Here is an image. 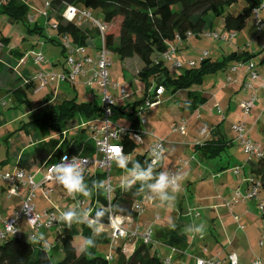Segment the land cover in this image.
Returning a JSON list of instances; mask_svg holds the SVG:
<instances>
[{"label":"trees","instance_id":"1","mask_svg":"<svg viewBox=\"0 0 264 264\" xmlns=\"http://www.w3.org/2000/svg\"><path fill=\"white\" fill-rule=\"evenodd\" d=\"M240 1L52 0V10L48 13V17L39 16L44 22L34 20L35 24L33 28H31L29 23L30 7L26 2L20 3L18 0H4L0 5V13L7 14L14 21L28 22L29 31L40 34L43 32L42 24H56V37L50 40L53 43L62 45V52L67 57L68 50L64 46L65 39L75 48H85L88 55H91V51L95 53L100 48L95 42V38L97 36L100 37V32L91 21L78 24V22H68L64 19L63 14L67 5L75 6L91 14L92 12H97L99 18L95 19L106 26L103 40L107 51L110 54H117L122 61L135 57L140 59L142 68L139 70L137 76L141 80L145 81L147 85H151L152 81H154L156 83V90L162 87L165 91V88L171 87L173 93L176 94L179 91L189 90L194 85L203 84L206 76L215 75L226 70L228 64L232 61L243 60L248 62L254 56L249 52L239 54L235 51L224 57L222 61H213L209 54L207 58H203L200 61L199 65L194 61L196 66L193 68L188 67V62L190 61L184 63L179 59V53L182 51L184 43L191 38L204 37L203 34L205 32L214 31L217 18L223 19V29L227 33L235 32L237 34L243 32L248 26L249 19L254 17L255 9L259 8L264 3V0H242L245 4L243 11L240 13L231 12L230 9ZM178 36L181 39L180 42L177 40ZM3 43L8 46L9 40L5 39ZM171 45L177 46L176 58L183 62L184 65L187 64V69L184 73L175 79L170 76L166 62L162 59V55ZM11 54L15 55L14 60L16 63L12 61L13 59L9 60L8 62L12 64L9 68L16 72L17 60L21 58V54L16 49L12 50ZM67 71L68 69H65V72ZM19 79L17 78L16 80ZM73 85L75 86V84ZM37 89L38 83L25 82L24 85L18 84L13 88L11 87L10 93L18 100L28 102L27 93L31 90L37 91ZM156 90L154 94L147 91L145 99L139 102L137 106L140 105V108H142L148 98L153 99L156 95ZM189 95H191L193 100L191 103H188L189 105L186 104L183 107L185 110L195 111L205 102L198 92L190 91ZM57 96V92L52 90L48 94V97L45 98L46 102L41 104L37 110L43 116L38 120L42 125L40 133L43 132L44 135L49 136L52 131L61 133V136H63L62 141L55 140L54 138L50 139L52 146L48 151H52V153L46 157L47 162L52 163L65 155L92 156L94 154L93 144H90V141L86 139H72L70 141L64 135V133L67 134L65 125L67 121L77 117V115L84 118L85 122L100 118L102 115L101 103L100 105L85 102L79 103L76 99L67 98L58 102ZM141 110L146 109L142 108ZM120 112L121 114H128L127 107L121 106ZM134 115H136V106H134L133 113H131V116ZM142 120L138 117L135 118L130 126L132 132L142 134V128L147 123V120L144 119L146 122L142 124ZM81 128L83 132H88L86 128ZM222 143H219V145H208L206 143L205 148L202 147L200 149L204 148V152H208L209 156L213 157L226 148L227 144ZM119 144L124 147L125 155L131 157L135 154V157L131 159L132 161H139L142 164L146 160L151 162L148 150L144 154H136L139 145L135 142L132 135L126 134L122 136ZM24 158L26 156H21L15 167L10 171L14 169L30 171L31 164ZM159 166L160 164L154 166L155 173L160 171ZM129 167H131V164H129ZM251 173L259 181L261 190H264V157L251 167ZM105 179L106 173L102 170L92 169L90 173L85 175V180L90 187L95 181H105ZM122 183L117 186L113 184L114 191L110 200L107 198L105 188L93 189L89 197L77 194V199L86 201L85 210L90 212L91 218L95 217L98 210L104 211L105 215L101 218L102 226L110 224L111 216L131 217L135 219L140 214L136 209V205L147 193L146 191H139V184L134 185L130 190H124L121 188ZM7 189L8 186L5 183L4 190ZM47 210H53V208ZM261 218L264 221V213ZM54 229L56 242L59 243L58 248L63 253V259L54 261L49 252L50 244L45 243L41 238L35 244L32 242L34 237L25 239L24 235L22 237L6 236L4 239H0V264H167L166 260H162L155 253L153 249L154 244L148 245L139 239L134 250L128 254L120 244L113 246L111 244V236L108 238L106 233H98L93 236L89 222L72 223L71 226H68L63 221L61 228ZM79 237L83 238L80 241H86V245L82 248L81 252H79V247L76 245V240ZM89 237L95 241V244L92 246L87 244V238ZM183 238L174 233L171 235L170 242L180 244L183 242ZM109 244L112 245V252L116 251V255L111 254V252L105 256L99 255V247ZM109 255L112 256V259H109Z\"/></svg>","mask_w":264,"mask_h":264},{"label":"crops","instance_id":"2","mask_svg":"<svg viewBox=\"0 0 264 264\" xmlns=\"http://www.w3.org/2000/svg\"><path fill=\"white\" fill-rule=\"evenodd\" d=\"M252 18V26L248 25L243 32L237 33L233 40L224 42L228 45L224 48L225 54L223 58L235 51L239 54L242 52H249L251 55H254L251 57V60L256 63V70L262 77H264V60L259 54L261 46L264 43V32L258 33L256 20L254 17ZM261 18L264 20V8L261 10ZM223 31L226 32L224 29ZM226 35L229 38L230 34L226 32ZM187 42H185L184 45ZM183 49L184 46L182 47V50ZM90 53L93 55L94 51H91ZM180 53L179 57L181 55ZM13 56L14 55L11 54L10 58H13L14 60ZM136 60L137 58L135 57L133 59L124 60V62L132 61L135 63ZM18 61L17 66L22 62L21 58ZM239 63H245V61L240 60L230 62L226 70L222 71L228 73L226 76L227 80L223 81V79H220L214 83L212 87L213 91L201 95L205 102L200 105L199 109L190 111L183 108L186 112H190L191 117H194L196 113L198 114L201 111V116H198V120L196 119L191 129H189L188 136L187 127L190 120H187L184 117L181 122L173 120L172 126L165 128L162 134L163 136H158L156 132L152 130H146L144 132V129L142 128L143 132L141 135L143 144H145L143 139L144 136L150 138L151 141L149 144L155 140L153 135L164 138L167 141L163 158L159 166L160 171L166 169L174 172L175 169L182 165L180 166L182 168L181 171L178 172L179 175V173L187 170L183 169V166L185 168L187 166L189 167L186 184L179 183L180 187L175 193L176 199L174 201L161 203L158 198L150 199L148 195H146L139 202L143 208V212L140 213L137 218L119 217L118 220L124 223L126 229L129 231H137L138 234L151 229L156 241L153 246L155 253L162 260L171 259L170 264H173V260L176 258L179 260L178 262L180 264H183L182 261L188 262L189 264H195L196 258L208 260L219 259L225 263L227 262L228 255L233 252L238 255L240 264H253L256 258H260L253 253L254 249H252L249 244L251 235L248 232L251 231L255 234L258 232L257 229H254L256 231H252L250 225L256 223V215H259L263 224L262 227H264V221L261 218L263 213L259 208L260 203L264 202V200H257L256 202H253V200H256L257 198L245 200L250 203L251 207H257L255 215L246 210V202L242 204V200L238 203L240 205L237 204V207L233 209V204H236V201H239V199L235 197L237 192L235 189L240 190L242 195L248 193L250 189L248 179L253 176L251 173V167L256 164V162L247 160L246 154L240 145V142L237 140V133L233 130V125L239 122L244 123L253 142L258 144L264 150V88L261 87L259 82H253V87L258 90L259 99L256 103L255 111L250 116L245 117L240 108V101L249 98L254 90L247 89L243 86L244 81L247 79V74L245 73L244 68H240L238 71H233L232 68ZM131 66L134 65H130V68L128 69H131ZM141 68L136 69V75H138ZM14 73H16L15 70ZM22 76H19V78L21 77L22 82L18 84L24 85L27 79L29 82L37 84V81L35 80L36 76L33 77L30 74H27L24 80L22 79ZM80 81L83 83L82 78H80ZM1 86L0 83V102L2 103L5 102L4 99L6 97L13 94L9 92L11 91V88L6 92L4 87ZM179 93L184 94L182 96L184 99L183 107L192 102L190 101L192 99L191 95H186L181 91L176 94ZM165 94L166 90L159 98L161 99ZM198 94L200 93L198 92ZM121 100L122 98L117 97L116 102ZM138 107L141 112L148 111L141 110L142 108H140V105ZM2 108L3 107L0 104V112L3 111ZM186 108L188 109V107ZM218 109L221 110V113L218 112ZM7 124L8 122L3 116L2 120H0V127H6ZM146 124H148V121ZM181 125H184L185 127V134H181L174 130L175 126L177 127ZM29 133L30 132H20L21 137L23 138L28 137ZM221 142L227 144L226 148L221 150L218 154H215L213 157H210L208 152H204L206 143H208V145H219ZM202 147L204 148L200 149ZM146 152L147 151H145V153ZM51 153L52 151L39 152L35 155L29 154L24 159L31 164V171H37L47 162L46 157L51 155ZM23 155H26V151L20 153L16 162H14L13 165L11 164V169L15 167L17 161ZM240 155H243V158L240 157ZM183 161H189V165H183ZM238 167H241V169L239 173L236 174V169ZM59 203L62 204V201H59ZM229 203L231 206H228ZM71 207L72 204H67L63 209L67 210ZM238 210L240 211V216L235 214ZM16 211H18V208L15 206H3V208L0 209V225L3 226L4 220L13 216ZM42 211H38V213H41ZM196 214L199 215L196 217ZM22 220L24 219H21L20 221ZM201 223L205 226L202 234H193L186 231L189 225H199ZM244 224L249 227L247 230L248 232L244 230ZM172 225H175V228H173ZM240 226H243L244 229H241ZM99 233H106L108 238L111 236L109 226H102ZM174 233L184 237L183 242L180 244L170 242L171 235ZM223 238L224 241H226V244L224 245L221 244ZM124 241L131 242L128 248H125L127 252L129 249L131 253L139 239L134 236L126 239L121 238L117 241V244L124 246ZM201 243H204L207 246V249L204 250L206 253L213 251L210 250L211 246L221 245L220 249L215 247L211 256H206V254L205 256H202L203 254L199 255L193 252V249L199 248ZM107 246L110 248L111 254H114L112 252V245L109 244ZM216 250L217 252H215ZM110 252L106 255L110 254ZM247 254L249 257L246 256ZM262 264L264 263L262 262Z\"/></svg>","mask_w":264,"mask_h":264},{"label":"rangeland","instance_id":"3","mask_svg":"<svg viewBox=\"0 0 264 264\" xmlns=\"http://www.w3.org/2000/svg\"><path fill=\"white\" fill-rule=\"evenodd\" d=\"M20 3H27L30 7V15H29V23L31 28L34 27V21L44 22L43 19L39 18V11L43 9L44 0H18ZM245 4L241 0L237 5L233 6L230 11L233 13H240L243 11ZM92 16L94 18H99V14L97 12H92ZM248 25H253V18L251 17L248 21ZM43 32L35 33L33 31H29L28 22L22 21H14L5 14L0 13V83L1 87H4V90L8 92L9 88L15 87L18 83L22 82L21 77L19 80V76H22L24 80L27 74L31 76H36L38 72L41 70L47 74H56L62 75L65 72V69H70V65L67 62V57L63 54V47L58 43H53L50 39L56 37V30L53 27L52 23L42 24ZM89 27V26H87ZM90 28V27H89ZM214 32H222L226 35V32L223 31V19L217 18ZM9 40L8 46L4 45L3 40ZM95 42L98 46H101L102 40L99 36L95 38ZM225 41L220 39H215L213 37H202V38H191L189 41L183 45L184 49L180 53V60L184 63L188 61H195L197 65L200 64V61L205 52L210 54V57L213 61H222L224 56V48L226 47ZM223 48V49H221ZM17 50L21 54V63L16 67V73H14L9 66H12L9 60L11 51ZM42 54L44 57V62L37 66L34 65V61L32 63L34 54ZM15 59V55L13 56ZM19 60V59H18ZM17 60V61H18ZM16 63L15 60H12ZM111 67L109 68V79L111 84H118L120 86H124L127 92V97H122L117 90L110 89V93L116 97L121 98L122 100L117 102V105L114 109V117L113 121L115 125L120 127L129 128L134 122L135 118L138 117L141 120L147 119L148 124L143 126L144 132L154 131L158 136H163V132L166 127H171L173 120H177L179 122L182 121V118H186L190 120V123L187 127L189 135V129H191L192 125L195 123L198 116H201V111L193 117H191L190 112H186L183 109V101L182 96L184 94H176L174 95L173 89L171 87L165 88L166 94L160 99L161 104L149 109L148 111L140 112L139 107L137 106L139 102L145 99L147 91L151 94L155 93L156 83L152 81L151 85H147V83L141 80L135 73L137 68L142 67V62L137 58L136 62L132 61L124 62L120 60L119 56L115 53L110 54ZM19 62V61H18ZM138 63V64H137ZM134 65L131 66L130 65ZM136 66V67H135ZM166 67L170 72V76L172 78H177L180 74L184 73L187 69V64L184 65L183 69H176L173 67L172 63H166ZM15 68V67H14ZM14 73V74H13ZM227 74L224 72H219L215 75H208L205 78L203 84L194 85L189 90L181 91L186 95L189 94L190 91L199 92L200 95L209 93L213 91L212 87L215 82L223 79V81L227 80ZM12 79V80H11ZM14 81V82H13ZM15 84V85H14ZM51 90L57 92V101L61 102L65 98L67 99H76L77 102L82 103H92L94 105H100L102 100V92L95 86H89L84 84L78 78L76 80L75 86L73 83L63 81L56 82L52 85H49L46 88L39 89L37 91H29L27 93L28 102H23L18 100L14 95H9L4 99L7 103L6 106H2L3 111L0 112V120H2L3 116L7 120L8 124L5 127H0V174H5L10 172L12 165L16 162L18 156L22 151H26V157L30 155H35L36 153L46 152L51 149L52 142L50 139L54 138L55 140L62 141L63 136L61 133L50 132V135H44L42 130V125L39 123V119L43 116L42 113L37 111L41 104L45 103V98L48 97V94ZM10 92V91H9ZM188 100V99H187ZM191 99L190 101H192ZM127 107L128 114H121L120 107ZM136 106V115L131 116L133 113V108ZM217 112V111H216ZM218 114V113H217ZM220 117V116H218ZM191 118V119H190ZM198 120V119H197ZM85 121L84 118H81L79 115L77 117L70 119L67 121L65 125V130L67 131V136L69 140L72 139H86L91 143V134L89 132H83L81 125ZM20 132H30L28 137H21ZM40 133V134H39ZM11 138V139H10ZM10 139V140H9ZM144 143L137 147L136 154H144L145 151L148 150L151 141L149 137H143ZM152 139V138H151ZM243 156V155H242ZM240 155V157H242ZM135 154L130 157V159L134 158ZM243 158V157H242ZM248 160V156L246 155ZM183 163V162H182ZM12 164V165H11ZM182 166V165H180ZM179 166V167H180ZM178 167V168H179ZM188 167V166H187ZM183 166L184 170L182 173H179L180 184H186L187 180V172L188 168ZM177 168V169H178ZM175 169V171H177ZM112 177L113 184L115 186L119 185L126 179L125 170L118 167L117 163H113L112 167ZM166 170V169H164ZM184 173V174H183ZM205 176V175H204ZM53 187V192L49 194V198H45L43 191L38 190L36 193V198L34 199V205L36 207V211H42L41 214L51 208H57L60 211H66L63 209L67 204H74L73 195H69L67 191L63 188V186H59L56 184L51 185ZM5 183L0 180V209L9 206H15L18 210L21 209L22 201L21 198L24 195V189H20V196H12L11 198H7V190H4ZM238 189H235L237 191ZM234 191V193H235ZM76 198H78L77 194H75ZM264 200V190H261L259 193V197L253 202ZM62 201V204L59 203ZM239 200L234 205L235 209L237 204L240 203ZM246 201H243L245 203ZM250 202V201H249ZM260 203V202H259ZM258 204V202H257ZM240 205V204H238ZM72 208V207H71ZM257 207H251L250 203L246 202V210L254 215L257 212ZM242 211V210H241ZM239 210L235 212V214L239 215ZM256 223L250 224L251 230L257 229L258 232L256 234L251 231H247L249 227L244 224V227L251 236L249 239V244L253 250V253L256 256L260 257L264 263V237L262 236V230L264 231V227H262V222L259 218V215H256ZM202 219V218H201ZM20 226L22 227V231L24 233V238L29 239L31 237L29 232V226L26 220L20 221ZM237 226V225H236ZM3 226L0 225V230H2ZM247 228V229H246ZM242 230V231H244ZM256 231V230H254ZM43 237L45 243L50 244L49 252L53 257L54 261L63 259V253L58 248L59 243L56 242V234L55 229H45L41 228L37 231V235L34 236L32 240L33 243L37 244L39 239ZM83 239L79 237L76 242L79 247V252L82 251V248L85 245V241H80ZM80 241V242H78ZM122 242V241H121ZM123 248H128L131 242H126ZM225 242V243H224ZM263 242V247L259 245V243ZM120 243V242H119ZM221 244H226V241L221 240ZM211 246L210 250L214 252L215 247L220 249V245ZM121 245V244H120ZM207 249V246L203 243L199 246V248L193 249V252L202 256H211L212 252L206 253L204 251ZM108 252H110V248L107 246H100L98 254L105 256ZM217 252V250L215 251ZM114 255H116V251H113ZM128 254L130 253L128 249ZM191 255V254H190ZM194 256V255H193ZM246 256L249 257L247 254ZM255 256V257H256ZM228 258V257H227ZM208 260V259H206ZM179 260L176 258L173 260V264H180ZM183 264H189L188 262L182 261ZM196 264V260H195ZM223 264H229L228 261Z\"/></svg>","mask_w":264,"mask_h":264},{"label":"built area","instance_id":"4","mask_svg":"<svg viewBox=\"0 0 264 264\" xmlns=\"http://www.w3.org/2000/svg\"><path fill=\"white\" fill-rule=\"evenodd\" d=\"M4 2V0H0V5ZM52 0H44L43 9L39 11V16L48 17V13L52 10ZM264 8V3L257 9H259V13L257 14L254 11V17L256 20V26L258 33L264 32V20L261 18V10ZM256 10V9H255ZM63 17L68 22H78V24H83L84 22H92L94 26L99 29L100 38L102 40V44L100 48H98L93 55H88L87 51L83 47L75 48L71 45V43L65 39L64 46L68 50L67 62L70 65V69L67 72H64L62 75L56 74H47L44 71L38 72L35 77V80L38 83L39 89H43L52 85L56 82L67 81L73 84H76V80L79 78L83 79V83L89 86L98 87V89L102 92V115L100 118L93 119L91 121H84L81 127H84L88 130L92 137V144L94 149V154L90 157L81 156V155H65L68 156L71 160L73 157L79 158L81 166L84 170V175L90 173L92 169L94 170H102L106 173V184H105V192L107 198L110 200L111 195L114 191L113 186V177H112V164L116 163V159L119 155L124 153V147L119 144L122 136L126 134L132 135L135 142L138 145L143 144L142 135L137 134L131 131L130 127H120L114 124V109L116 106V98L110 93V89L117 90L118 93L123 97H127V92L124 86H120L118 84H111L109 79V68L111 67L110 61V53L104 46L103 35L106 30V26L100 23L98 20L93 18L92 14L87 11H83L78 9L75 6L67 5L66 10L63 14ZM34 21V20H33ZM54 29L57 28V25H53ZM204 37H213L215 39H220L222 41L233 40L236 36L235 32H231L229 38L226 35H223L220 32L208 31L203 34ZM178 42L181 41L180 37H177ZM177 46L171 45L170 48L162 55V59L166 63H172L173 67L176 69H182L184 67V63L176 58L177 56ZM260 57L264 60V43L260 49ZM209 56L208 52L203 54V58H207ZM201 59V60H202ZM33 61L35 65L39 66L44 62L43 55L34 54ZM196 66L194 61L188 62V67L193 68ZM240 68L245 69V73L247 74V79L244 81L243 86L247 89H252L254 92L249 98L242 99L240 101V108L245 117L250 116L256 109V103L259 99L258 90L253 87V82H259L261 87L264 88V77H262L258 71L256 70V63L252 60L239 63L235 65L232 69L233 71H238ZM26 82H29L28 79ZM38 90V89H37ZM164 89L162 87L156 90V95L152 98H148L144 103L142 108L150 109L157 105L161 104L160 96L163 94ZM121 97V98H122ZM155 100V101H154ZM2 106H6V102H0ZM218 112L221 113V110L218 109ZM142 124H145L146 120L141 121ZM175 131L180 132L181 134H185L184 125L175 126ZM233 130L237 133V140L240 142L245 154L248 156V160L252 162H257L261 158L264 157V150L256 143L253 142L251 137L249 136L248 130L246 129V125L244 123H236L233 125ZM66 135V133H64ZM153 135V134H152ZM155 140L150 144L148 148V155L150 160L152 157V150L157 145H161L165 150L167 141L164 138L157 137L153 135ZM64 157V156H63ZM59 158L52 163L46 162L42 167L37 171H26L21 169H14L5 174H0V180L7 184V198H11L12 196H20V189H24V195L22 196V206L21 209L16 211L15 214L3 222V228L0 230V239H4L6 236H14V237H22L24 235L22 231V227L20 226V220H26L29 226V232L31 238L36 236L37 231L41 228L45 229H54L61 228L63 224V220L61 219V211L57 208H53V210H45L42 214L36 211V207L34 205V199L36 198V193L38 190H42L44 197L49 198V194L53 192L52 184H58L53 179V174L49 171L52 164L59 163L61 159ZM163 158V157H162ZM162 158L157 161L155 166H158ZM183 165H189V161H183ZM181 167L174 171L173 173L178 174L181 171ZM241 167L236 169V174L239 173ZM250 189L247 194L242 195L240 190H237L235 197L239 200H252L256 199L259 196L261 191V186L258 180L255 177H250L248 179ZM74 204H72V209L75 210H85L86 201L80 200L73 195ZM238 202V201H236ZM228 206H231L229 203ZM260 210L264 213V202H261L259 205ZM136 209L139 213L143 212L142 206L138 203L136 205ZM89 212V211H88ZM199 214H196L197 217ZM37 219L36 223L29 222L31 219ZM119 217L111 216L109 229L111 232V241L112 245H117V241L121 238H129L136 237L143 241L145 244H154L155 240L153 238V232L151 229L144 231L141 234H138L136 231H129L124 227V223L118 220ZM238 219V218H237ZM89 220L93 223V219L91 218L89 212ZM241 229H244L243 226H240ZM264 237V231H263ZM263 246V242L260 243ZM125 252L127 250L124 248ZM109 259H112V256L109 255ZM227 261L229 264H240L238 255L233 252L228 255ZM167 264L171 263V259H166ZM219 259L206 260L202 258H196V264H223ZM253 264H262L261 259H256Z\"/></svg>","mask_w":264,"mask_h":264},{"label":"clouds","instance_id":"5","mask_svg":"<svg viewBox=\"0 0 264 264\" xmlns=\"http://www.w3.org/2000/svg\"><path fill=\"white\" fill-rule=\"evenodd\" d=\"M255 12L258 14L259 9ZM164 154V149L161 145H157L152 150L153 159L151 162L147 160L142 164L139 161H132L128 155H119L116 159L117 166L124 169L126 179L121 184L124 190H130L134 185L139 184V191L147 193L148 197L158 198L161 203L171 202L176 199L175 193L179 190L180 176L168 170L154 172V166ZM131 164V167H129ZM49 171L53 174V179L67 191L69 195L81 194L84 197H89L93 189H104L106 181L98 180L90 187L85 180L84 170L81 166L79 158L73 157L71 160L68 156H64L59 163L52 164ZM105 213L98 210L95 214V223L89 220V212L87 210H75L72 208L67 209L61 213V219L71 226L72 223L89 222L92 228L93 236L100 232L102 227V217ZM35 216L29 222L36 223ZM175 228V225H172ZM204 224L189 225L186 229L187 232L193 234H202L204 232ZM43 239V237H41ZM87 244L92 246L95 244L93 238H87Z\"/></svg>","mask_w":264,"mask_h":264}]
</instances>
